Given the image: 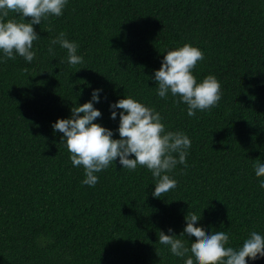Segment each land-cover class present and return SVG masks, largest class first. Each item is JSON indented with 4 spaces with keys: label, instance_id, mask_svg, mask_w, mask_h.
<instances>
[{
    "label": "trees",
    "instance_id": "1",
    "mask_svg": "<svg viewBox=\"0 0 264 264\" xmlns=\"http://www.w3.org/2000/svg\"><path fill=\"white\" fill-rule=\"evenodd\" d=\"M33 27L32 62L15 54L5 63L0 51V264H184L158 235L179 236L189 211L206 233L227 232L226 247L239 249L252 231L264 236V177L253 167L264 163V0H68L62 16ZM60 32L82 64L50 44ZM185 43L204 53L197 83L214 75L221 85L219 104L192 117L170 91L160 98L154 79L166 52ZM96 89L95 122L114 139L123 110L113 120L111 105L129 95L190 138L187 167L169 173L175 189L154 197L152 173L119 159L95 173L94 187L82 184L84 168L53 124Z\"/></svg>",
    "mask_w": 264,
    "mask_h": 264
},
{
    "label": "clouds",
    "instance_id": "2",
    "mask_svg": "<svg viewBox=\"0 0 264 264\" xmlns=\"http://www.w3.org/2000/svg\"><path fill=\"white\" fill-rule=\"evenodd\" d=\"M67 3L68 0H0V51L3 52L4 62L14 60L15 54L32 62L36 57L33 42L40 39L33 26L40 25L49 16H62ZM10 12L18 14L19 20L7 19ZM28 18H31L30 21ZM50 44H59L67 50L66 59L70 66L84 62L83 57L77 54L78 44L69 41L65 32H60ZM48 51L54 54L53 47L50 46ZM204 58L199 48L185 43L167 51L162 66L154 74L157 95L164 99L170 91L173 97L178 96L180 99L176 103L186 104L190 117L195 116L197 110L205 111L217 106L221 99V85L214 75L206 76L200 83L193 75L198 61ZM22 71L27 73L26 68ZM100 91H93L91 101L72 107L71 118L58 119L53 124L55 131L63 133L61 143L66 144L72 165L84 168L82 184L94 187L98 183L95 173L107 169L119 159V164L130 171H135L139 165L152 173L155 179L154 197L160 198L175 189L177 181L169 173L177 164L187 167L190 138L180 131H166L159 112L129 95L111 105L113 120L117 118L115 109L123 110L119 113L120 138L114 139L113 130L95 122L102 116L93 103H99ZM174 153L178 154V159ZM132 156L135 158H130ZM253 167L257 177H264V163L257 159ZM259 186L264 188V180ZM200 219L189 211L183 232L177 236L159 231V244L168 247L176 257H186L184 264H247L249 257L253 261L264 257V236L258 232H250L239 249L226 247L229 234L225 231L206 233L202 226H196ZM168 231L173 232L171 228ZM186 236L195 237V242H190Z\"/></svg>",
    "mask_w": 264,
    "mask_h": 264
}]
</instances>
